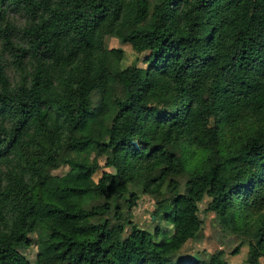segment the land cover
Returning <instances> with one entry per match:
<instances>
[{"label": "trees", "instance_id": "trees-1", "mask_svg": "<svg viewBox=\"0 0 264 264\" xmlns=\"http://www.w3.org/2000/svg\"><path fill=\"white\" fill-rule=\"evenodd\" d=\"M91 144L102 167L67 157ZM145 194L170 236L129 219ZM203 202L255 229L240 245L260 264L264 0H0V264H31L32 244L33 264H231L181 255Z\"/></svg>", "mask_w": 264, "mask_h": 264}, {"label": "rangeland", "instance_id": "rangeland-1", "mask_svg": "<svg viewBox=\"0 0 264 264\" xmlns=\"http://www.w3.org/2000/svg\"><path fill=\"white\" fill-rule=\"evenodd\" d=\"M107 47H120L124 50V59H123V66L130 65L134 61H137L139 65H142L141 58L136 59V53L131 49L129 45L121 44L114 38L108 37L106 39ZM118 93L116 96L110 100H108V112L104 116L99 117V119H104L100 122H110L115 111V99L118 96H123V89L121 86H118ZM113 96V95H112ZM105 128V127H103ZM83 152L78 153L76 155H69L67 157L70 159H80L85 158L87 156V161H94L103 166L104 163V155H100L99 151L95 148L94 144L89 146H85L82 150ZM67 170L66 166H62L52 172L51 179L49 181V186H55L57 183L58 177L63 174ZM103 168L97 170L94 174V179L97 180ZM187 178L186 174H181L177 177V180L180 185V191L184 192L185 187L183 185L185 179ZM55 181V183H54ZM167 196V194H164ZM206 203L203 202L200 204V216L204 219V226L203 231L201 232L200 236L196 240L190 241L186 248L182 250L181 255L192 254L195 252H199L203 257H207L208 254L215 252L216 250L222 249L224 252V257L231 263V264H248L246 262L247 258V251L248 245L243 244L240 245V241L242 238L247 239L249 238L252 232L249 233H241L237 231V228L233 223H224L221 222L220 219L212 213H206L203 211L205 208ZM155 208V203L153 198L150 195H141L140 199L138 200L137 204L133 206V208L129 211V219L132 222L139 225V227L147 229L151 232H154L156 227H159L160 236H170L171 228L166 229L167 224L162 218L159 216L156 218L151 214L153 209ZM152 215V217H151ZM151 217V219H150ZM166 227V228H165ZM114 232V231H113ZM35 237V235H33ZM240 245V246H239ZM238 248L236 253H233V250ZM22 252L26 255V257L30 260V263L33 264L35 259V254L37 252L36 245L32 244L27 249L23 248ZM260 264H264V259H261Z\"/></svg>", "mask_w": 264, "mask_h": 264}]
</instances>
